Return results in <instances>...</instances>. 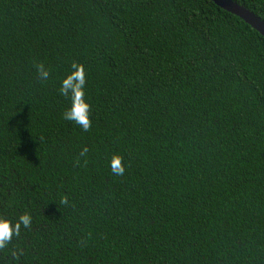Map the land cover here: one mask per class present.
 <instances>
[{
  "label": "trees",
  "instance_id": "1",
  "mask_svg": "<svg viewBox=\"0 0 264 264\" xmlns=\"http://www.w3.org/2000/svg\"><path fill=\"white\" fill-rule=\"evenodd\" d=\"M25 213L0 264H264V37L211 0H0V216Z\"/></svg>",
  "mask_w": 264,
  "mask_h": 264
},
{
  "label": "clouds",
  "instance_id": "2",
  "mask_svg": "<svg viewBox=\"0 0 264 264\" xmlns=\"http://www.w3.org/2000/svg\"><path fill=\"white\" fill-rule=\"evenodd\" d=\"M37 74L41 81L49 77V72L43 65H37ZM86 73L82 64L72 62L69 65V71L59 81V95L68 100V107L62 113V119L78 126L82 131L87 132L91 126V106L86 100ZM87 148L82 149L80 155L83 156ZM123 158L118 155H112L108 160V168L113 176H123L125 164ZM66 199L62 198L61 203ZM32 223V217L28 214L19 215L16 219H10L0 216V250L5 249L13 238L17 237L21 229H28ZM12 258L17 259L18 255H23L19 250H14Z\"/></svg>",
  "mask_w": 264,
  "mask_h": 264
},
{
  "label": "water",
  "instance_id": "3",
  "mask_svg": "<svg viewBox=\"0 0 264 264\" xmlns=\"http://www.w3.org/2000/svg\"><path fill=\"white\" fill-rule=\"evenodd\" d=\"M220 9L240 18L264 37V23L253 14L231 0H211Z\"/></svg>",
  "mask_w": 264,
  "mask_h": 264
}]
</instances>
